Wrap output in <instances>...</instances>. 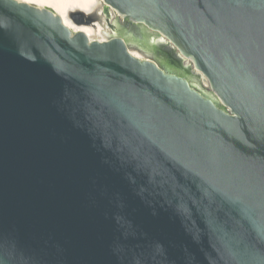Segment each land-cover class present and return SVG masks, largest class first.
<instances>
[{"label":"water","instance_id":"obj_1","mask_svg":"<svg viewBox=\"0 0 264 264\" xmlns=\"http://www.w3.org/2000/svg\"><path fill=\"white\" fill-rule=\"evenodd\" d=\"M103 2L219 101L0 0V264H264V0Z\"/></svg>","mask_w":264,"mask_h":264},{"label":"rangeland","instance_id":"obj_2","mask_svg":"<svg viewBox=\"0 0 264 264\" xmlns=\"http://www.w3.org/2000/svg\"><path fill=\"white\" fill-rule=\"evenodd\" d=\"M50 1V0H47ZM57 1V0H51ZM53 5V2H49ZM73 17L84 23L101 22L103 26V36L111 39L121 36L126 39L132 51L140 52L143 57L151 56L163 64L168 70L182 75L189 79L191 84L207 96L219 101L218 96L213 90L206 76L201 71H195L194 65L189 58L177 56L178 49L171 48L169 43L157 45L156 40H164L163 35L148 28L143 24H135L129 19L124 18L114 8L103 4L100 12L86 15L80 11L72 13ZM208 82H207V81Z\"/></svg>","mask_w":264,"mask_h":264},{"label":"bare ground","instance_id":"obj_3","mask_svg":"<svg viewBox=\"0 0 264 264\" xmlns=\"http://www.w3.org/2000/svg\"><path fill=\"white\" fill-rule=\"evenodd\" d=\"M24 1L38 7L50 8L55 13L60 14L66 25H68L73 31H83L88 35L91 41L107 40L103 36V26L101 22L95 23H84L76 20L72 13L75 11L84 12L87 15L93 14L95 12H100L103 7V0H57V1H47V0H20ZM49 2H53V5ZM135 55L143 57V55L138 51H132ZM207 81V80H206ZM208 82V81H207Z\"/></svg>","mask_w":264,"mask_h":264},{"label":"flooded vegetation","instance_id":"obj_4","mask_svg":"<svg viewBox=\"0 0 264 264\" xmlns=\"http://www.w3.org/2000/svg\"><path fill=\"white\" fill-rule=\"evenodd\" d=\"M177 56H179L178 53H177ZM179 57L183 58L182 56H179ZM183 59H184V58H183ZM165 68H166V67H165ZM166 69H167V68H166Z\"/></svg>","mask_w":264,"mask_h":264},{"label":"trees","instance_id":"obj_5","mask_svg":"<svg viewBox=\"0 0 264 264\" xmlns=\"http://www.w3.org/2000/svg\"><path fill=\"white\" fill-rule=\"evenodd\" d=\"M158 61V60H157ZM161 64V63H160ZM163 66V64H161Z\"/></svg>","mask_w":264,"mask_h":264}]
</instances>
